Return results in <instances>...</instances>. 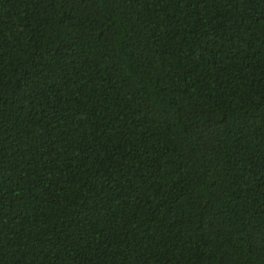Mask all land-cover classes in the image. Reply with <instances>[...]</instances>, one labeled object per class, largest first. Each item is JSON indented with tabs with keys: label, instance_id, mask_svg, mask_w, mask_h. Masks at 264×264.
Masks as SVG:
<instances>
[{
	"label": "trees",
	"instance_id": "1",
	"mask_svg": "<svg viewBox=\"0 0 264 264\" xmlns=\"http://www.w3.org/2000/svg\"><path fill=\"white\" fill-rule=\"evenodd\" d=\"M0 264H264V0H0Z\"/></svg>",
	"mask_w": 264,
	"mask_h": 264
}]
</instances>
